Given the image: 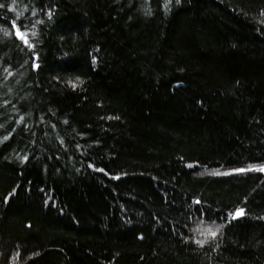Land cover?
Segmentation results:
<instances>
[{"label": "trees", "instance_id": "trees-1", "mask_svg": "<svg viewBox=\"0 0 264 264\" xmlns=\"http://www.w3.org/2000/svg\"><path fill=\"white\" fill-rule=\"evenodd\" d=\"M0 264H264V0H0Z\"/></svg>", "mask_w": 264, "mask_h": 264}]
</instances>
